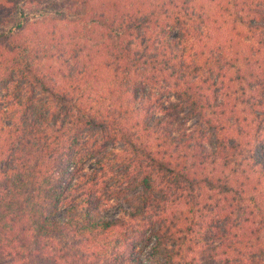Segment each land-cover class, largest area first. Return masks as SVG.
Instances as JSON below:
<instances>
[{
  "label": "trees",
  "instance_id": "obj_1",
  "mask_svg": "<svg viewBox=\"0 0 264 264\" xmlns=\"http://www.w3.org/2000/svg\"><path fill=\"white\" fill-rule=\"evenodd\" d=\"M0 264H264V0H0Z\"/></svg>",
  "mask_w": 264,
  "mask_h": 264
},
{
  "label": "rangeland",
  "instance_id": "obj_2",
  "mask_svg": "<svg viewBox=\"0 0 264 264\" xmlns=\"http://www.w3.org/2000/svg\"><path fill=\"white\" fill-rule=\"evenodd\" d=\"M112 203H113V205L104 211V214L108 217H113V216L117 215L120 212L121 207H126V205L121 200L115 199L112 201ZM147 253H148V251L145 252V254H147Z\"/></svg>",
  "mask_w": 264,
  "mask_h": 264
}]
</instances>
